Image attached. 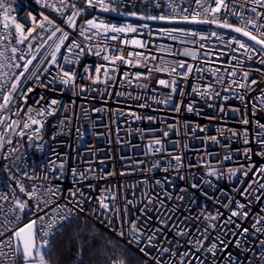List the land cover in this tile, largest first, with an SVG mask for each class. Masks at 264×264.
Masks as SVG:
<instances>
[{
    "label": "built area",
    "instance_id": "2783aa9c",
    "mask_svg": "<svg viewBox=\"0 0 264 264\" xmlns=\"http://www.w3.org/2000/svg\"><path fill=\"white\" fill-rule=\"evenodd\" d=\"M79 1L0 0V104L13 96L0 109V197H7L0 199V264H25L14 232L32 220L38 245L81 220L143 264H264V48L218 27L87 17L88 0ZM91 5L101 8L100 0ZM224 5L213 12L216 0H111L108 11L195 16L264 39V0ZM93 19L125 31L90 28ZM56 27L63 31L52 36ZM65 71L73 76L67 84ZM233 210L247 216L231 217ZM120 262L130 264H110Z\"/></svg>",
    "mask_w": 264,
    "mask_h": 264
},
{
    "label": "snow or ice",
    "instance_id": "6c2138e0",
    "mask_svg": "<svg viewBox=\"0 0 264 264\" xmlns=\"http://www.w3.org/2000/svg\"><path fill=\"white\" fill-rule=\"evenodd\" d=\"M61 3H63V0H61ZM88 3L89 5L91 6V0H88ZM110 3H111V0H109V3L108 4H105L104 0H100V6L101 8L104 10V11H108L109 10V6H110ZM197 3H199V0H197ZM3 5L0 4V7H2ZM225 6L224 5V0H216V7L214 9H212L213 12H218L220 11L221 7ZM73 8H75V4L72 5ZM114 10V9H113ZM207 11V9H206ZM253 11H255V9H253ZM78 12H74L73 15L69 16L67 18V22L69 23L70 26H74V16L77 15ZM134 15V13H133ZM5 18L7 19V11L5 12ZM148 19H155V17H148ZM159 19H165V17H159ZM185 20H188L189 18L187 16L184 17ZM45 20H48L47 17H45ZM33 21L35 22V17H33ZM49 23H52L51 20L48 21ZM192 23H206L207 21H204V20H197L195 16L192 17L191 21ZM88 24V26L90 28H95V29H103L104 31H111V32H123L125 31L124 28H121V27H116V26H109L107 24H105L104 22H100V23H97L95 19L93 20H88L86 22ZM247 23L249 24H252V20H248ZM16 30L21 34V36L23 37V33H24V29L22 27L21 24L17 23L16 25ZM221 27H225V28H229L237 33H241L244 37H247L249 40L251 41H254L256 44H259L261 45L262 48H264V39L262 38H258L256 35H253V33L249 30H245L244 28H241V27H235L233 28V26L231 24H228V23H224L222 25H220ZM5 27L7 28L8 25L5 24ZM41 27H43V25H41ZM129 31H135L134 28H129L128 29ZM63 30L60 28V27H56L55 31L52 33V36H55L57 32H62ZM175 31V30H174ZM180 31H183V30H180ZM190 35H193L195 36L196 33L195 32H191L189 33ZM81 35H83V31L81 32ZM213 35H215V33H213ZM262 36H264V33H261ZM23 38H27V37H23ZM52 37L50 36L49 39H51ZM68 38V34L67 33H63V35L61 36L60 38V43L62 44L64 40H66ZM117 37L113 36L112 39H116ZM201 39H204V37H201ZM18 43H22L23 41L22 40H19L17 41ZM238 44H239V47L240 48H243L245 49V51H248L250 50L248 46L245 45V43L243 42H239L238 41ZM78 45L75 44V42H73L72 46L71 47H77ZM31 47V46H30ZM71 47L69 48V51H71ZM60 50V45L58 44L56 46V49H55V52H59ZM252 51H255L254 49H251ZM17 51V49L13 48L12 49V52L15 53ZM55 52L52 54V60L51 62L52 63H56V55H55ZM186 55L188 53H185ZM139 55V54H137ZM21 60L24 59V56H21L20 57ZM36 59L35 56H33L31 59H28L25 61L24 63V71L20 73V76H23L25 72H28L29 69H28V66L32 64V61ZM105 59H107V57H105ZM264 62V61H262ZM15 67H20V65H15ZM180 67H184L183 64L180 65ZM99 71V70H97ZM172 71L175 72L176 69L175 68H172ZM5 75H8V73H5ZM32 75H35V73H32ZM63 76L64 77H67V79H64L62 80V82L64 84H67L69 83V81L73 80V76L65 71L63 73ZM245 76H247V73H245ZM38 78V77H37ZM17 80H19V77H17ZM162 84L165 83V81H160ZM251 83L255 84L256 81L253 80L251 81ZM243 85H241L242 87ZM11 88H12V91L15 92L16 89L18 88V84L17 83H13L11 85ZM28 91H31V89H29ZM13 99V96L11 95V93L5 95L3 97V100H4V103L3 104H0V109H3L5 107H7L9 105V103L12 101ZM51 104L55 105L57 104V101L56 100H52L51 101ZM189 111H191V106H189ZM32 123H37V121L33 120ZM244 123H247V121L245 120ZM25 127H28L27 124H25ZM247 142V141H246ZM156 143H159V141H156ZM226 159L228 157H225ZM175 159H179V157H175ZM62 167V166H61ZM231 171V170H230ZM261 172H264V168H261L260 169ZM233 175H235V172L232 173ZM73 175H76L75 171H73ZM80 176H83V173H80L79 174ZM243 175L247 176L248 175V172L245 171L243 173ZM192 187H197L195 184L192 185ZM261 188H264V184H261L260 185ZM21 191H23V188L21 189ZM49 191L52 193L53 196L55 195H58V190H52V189H49ZM76 192H70V196L71 197H75L76 196ZM81 195H83V193H80ZM241 195H244L243 192H241ZM0 199H7V197H0ZM46 203V202H45ZM100 206L104 209H108V205L105 204L103 201L100 202ZM20 209L23 210L24 208V205H19ZM58 208L60 207L59 205L57 206ZM245 205L243 204H240L239 202H237V208H244ZM37 209L38 210H43V208L41 207V205H37ZM84 209L83 208H80V211H83ZM47 214V213H46ZM72 215V212L71 210L69 211V215L68 216H61L60 219L61 220H68L70 218V216ZM238 215H244V216H247V213H241V212H237L235 210H233L231 212V217H235V216H238ZM231 217H229L228 221L226 223H232L233 221L231 220ZM20 217L17 216L16 217V220H19ZM39 219L43 220V217H39ZM53 223H55V221H53ZM36 221L35 220H32L30 221L29 223L25 224L23 227H19L15 232H14V236L15 238L19 241V245H18V249L19 248H22V253H23V259L25 261V264H28L29 261H32L33 264H48V262L45 260V252L43 251L44 249L46 248H50V244H49V241L47 239H44L41 243V245L39 247H37V243H36ZM237 227H240L239 225H237ZM130 228L133 232H137L138 229L136 228L135 224H131L130 225ZM248 229H243V232H247ZM3 233H0V235H2ZM50 235H54V233L52 231H44L43 232V236L44 237H48ZM120 235L123 236L124 235V232L121 231L120 232ZM136 237H133V240H135ZM149 242H151L152 240V237H149ZM221 244H225V242L223 240L220 241ZM239 244V241H237V245ZM217 245L216 244H213L212 245V248H216ZM226 247V245H225ZM83 249H81L82 251ZM141 252H144L145 255H148L147 252H145V249L142 247L140 249ZM163 251H168V249H164ZM197 251H199V249H197ZM209 251H211V249H209ZM35 253V255H34ZM120 264H123V262H120Z\"/></svg>",
    "mask_w": 264,
    "mask_h": 264
},
{
    "label": "trees",
    "instance_id": "16d2710c",
    "mask_svg": "<svg viewBox=\"0 0 264 264\" xmlns=\"http://www.w3.org/2000/svg\"><path fill=\"white\" fill-rule=\"evenodd\" d=\"M94 15L93 11L87 12V17ZM23 203L28 207L24 199ZM43 251L48 264H110L117 260L143 264L136 253L126 254L124 246L112 235L88 221L81 220L67 226L53 240L50 248Z\"/></svg>",
    "mask_w": 264,
    "mask_h": 264
},
{
    "label": "water",
    "instance_id": "95a60500",
    "mask_svg": "<svg viewBox=\"0 0 264 264\" xmlns=\"http://www.w3.org/2000/svg\"><path fill=\"white\" fill-rule=\"evenodd\" d=\"M74 3H79V0H70ZM85 8L89 11H93L95 14H100L103 16H110V17H115V18H123V19H131V20H136V21H142V22H154V23H163V24H169V25H197V26H208V27H218L224 30H229L232 32H235L229 28H225V27H221L219 24H213V23H192L190 21H172V20H161V19H148V18H144V17H139V16H134V15H129V14H121V13H115V12H111V11H104L103 9L94 6V5H86ZM237 33V32H235ZM240 35H242L241 33H238ZM243 36V35H242ZM259 45V44H258ZM36 228V226H35ZM36 243H37V247H38V242H37V235H36ZM21 252H22V248ZM23 255V253H22ZM35 255V253H34ZM28 264H33L32 261H29Z\"/></svg>",
    "mask_w": 264,
    "mask_h": 264
},
{
    "label": "rangeland",
    "instance_id": "374dc122",
    "mask_svg": "<svg viewBox=\"0 0 264 264\" xmlns=\"http://www.w3.org/2000/svg\"><path fill=\"white\" fill-rule=\"evenodd\" d=\"M40 246V245H39Z\"/></svg>",
    "mask_w": 264,
    "mask_h": 264
}]
</instances>
